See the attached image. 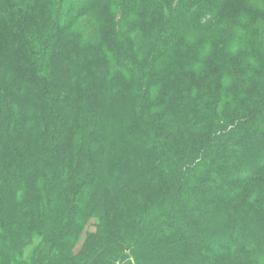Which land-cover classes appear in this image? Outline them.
Here are the masks:
<instances>
[{"label":"trees","instance_id":"1","mask_svg":"<svg viewBox=\"0 0 264 264\" xmlns=\"http://www.w3.org/2000/svg\"><path fill=\"white\" fill-rule=\"evenodd\" d=\"M95 1L0 0V264H264V0Z\"/></svg>","mask_w":264,"mask_h":264},{"label":"rangeland","instance_id":"2","mask_svg":"<svg viewBox=\"0 0 264 264\" xmlns=\"http://www.w3.org/2000/svg\"><path fill=\"white\" fill-rule=\"evenodd\" d=\"M115 0H96L90 7L87 8V11L92 12L94 16L104 14L106 17L115 13ZM14 8L9 10H1L0 12V24H13L15 19L20 16L19 13H14ZM28 13V12H27ZM22 16V15H21ZM24 19H26L24 17ZM6 20H9L11 23H8ZM36 24H43V20H40ZM96 232V221L91 220L84 231L82 232L77 245L75 246V253H79L82 250V247L90 233Z\"/></svg>","mask_w":264,"mask_h":264}]
</instances>
